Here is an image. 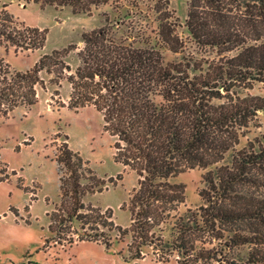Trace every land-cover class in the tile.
Returning a JSON list of instances; mask_svg holds the SVG:
<instances>
[{"label": "trees", "instance_id": "obj_1", "mask_svg": "<svg viewBox=\"0 0 264 264\" xmlns=\"http://www.w3.org/2000/svg\"><path fill=\"white\" fill-rule=\"evenodd\" d=\"M30 1L89 14L107 0ZM161 6L154 8L153 29L127 26L119 32L105 17L107 24L82 33L80 47L53 49L24 71L0 62V117L36 102V87L45 88L42 71L52 84L65 80L68 108L92 106L99 112L104 130L114 137V161L138 176L127 203L129 224L122 227L109 208L83 204L82 196L101 192L104 181L62 143L55 162L61 197L70 198L67 220L103 230L77 241H100L107 248L106 232H114L118 241L129 237L131 260L149 248L167 254L158 255L160 262L176 254L179 264L222 263L228 252L223 249L264 243V133L237 147L264 112V97L244 93L264 80V0H189L185 26L204 55L195 61L164 60L163 46L181 52L184 41ZM4 7L0 44L15 52L42 48L47 29L15 20ZM72 50L78 58L74 68L64 59ZM212 52L214 57L206 56ZM209 166L198 192L201 203L181 211L185 187L174 179L187 169ZM55 214L48 215L50 231ZM257 253H250L253 262Z\"/></svg>", "mask_w": 264, "mask_h": 264}, {"label": "rangeland", "instance_id": "obj_2", "mask_svg": "<svg viewBox=\"0 0 264 264\" xmlns=\"http://www.w3.org/2000/svg\"><path fill=\"white\" fill-rule=\"evenodd\" d=\"M188 1L107 0L87 14L72 13L68 7H40L39 3L30 0H0V9L5 5L15 20L47 29L44 46L37 50L15 52L8 44H0V62L13 70L24 71L32 67L40 55L53 49H62L70 44L80 47L82 33L107 24L105 17L116 24L119 32L126 30L127 26L153 29L157 15L154 8L161 4L160 8L167 7L175 30L184 41L181 52L174 53L163 46L164 60L195 61V57L200 58L203 54L185 26ZM214 55L212 52L206 56L212 58ZM64 59L72 68L78 64L75 50ZM40 75L45 88L36 87V102L29 106L19 105L6 117H0V264H179L176 254L169 261L160 262L158 255L167 254L155 253L149 248L144 249L141 259L131 260L126 246L129 237L118 241L114 232L105 231L106 238L110 237L107 248L100 241H77L84 233L103 230L95 224L87 226L80 221L67 220L70 198L61 197L55 162L62 143L66 142L73 151H77L93 173L104 181L101 192L82 196L83 204L101 210L109 208L113 222L122 227L129 224L127 203L138 176L114 161V137L104 130L100 113L92 106L68 108L69 84L65 80L58 85L52 84L50 75L43 71ZM244 93L264 97V80L254 82ZM255 122L256 125L249 126L237 147L264 133L263 111L258 113ZM228 157L229 154L222 163ZM61 167L63 176L68 177L65 166ZM212 168L195 167L176 176L174 180L185 187V203L180 206L181 211L201 203L198 192L204 186L203 175ZM28 192L36 196L34 201L30 202ZM54 211L53 230L50 231L48 215ZM163 235L170 237L169 232ZM69 240L74 242L69 245ZM255 250L259 253L257 261L253 262L250 253ZM223 251H228L226 260L211 264H264V243L258 248L246 243Z\"/></svg>", "mask_w": 264, "mask_h": 264}, {"label": "crops", "instance_id": "obj_3", "mask_svg": "<svg viewBox=\"0 0 264 264\" xmlns=\"http://www.w3.org/2000/svg\"><path fill=\"white\" fill-rule=\"evenodd\" d=\"M2 170H3V168L1 169V171H2ZM56 172H57V171H56ZM1 174H2V173H1ZM13 174H15V172H13ZM57 176H58V174H57ZM0 178H1V177H0ZM18 179H19V177H18ZM58 180H59V178H58ZM28 194L30 195V196H29V198H30V202L34 201L33 198L36 197V196H35L34 194H33V195L30 194V192H28ZM30 202H29V203H30ZM48 224H49V223H48Z\"/></svg>", "mask_w": 264, "mask_h": 264}]
</instances>
